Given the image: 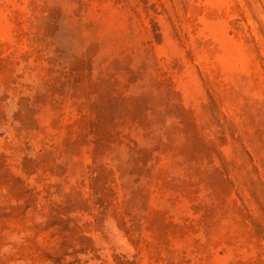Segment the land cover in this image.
I'll return each mask as SVG.
<instances>
[{
	"label": "rangeland",
	"instance_id": "obj_1",
	"mask_svg": "<svg viewBox=\"0 0 264 264\" xmlns=\"http://www.w3.org/2000/svg\"><path fill=\"white\" fill-rule=\"evenodd\" d=\"M0 264H264V0H0Z\"/></svg>",
	"mask_w": 264,
	"mask_h": 264
}]
</instances>
